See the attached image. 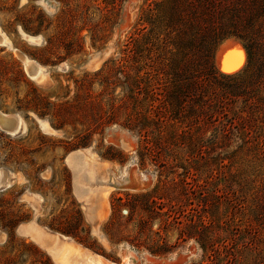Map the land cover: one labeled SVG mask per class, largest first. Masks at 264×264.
Masks as SVG:
<instances>
[{
  "label": "rangeland",
  "instance_id": "obj_1",
  "mask_svg": "<svg viewBox=\"0 0 264 264\" xmlns=\"http://www.w3.org/2000/svg\"><path fill=\"white\" fill-rule=\"evenodd\" d=\"M187 1L198 9V0H0L9 40L0 45V111L27 116L22 134L0 129V167H19L48 194L50 224L96 247L67 195L63 166L65 153L93 147L110 165L101 178L110 202L105 234L117 250L103 251L110 261L264 264V117H169L186 100L187 71L209 53L219 73L228 74L225 58L242 60L230 73L247 62L227 15L221 31L206 22L187 32L179 21ZM20 52L47 70L41 83ZM49 166L57 180L36 179ZM9 191L0 190V230L8 232L0 264H57L15 232L20 217L32 216Z\"/></svg>",
  "mask_w": 264,
  "mask_h": 264
},
{
  "label": "trees",
  "instance_id": "obj_2",
  "mask_svg": "<svg viewBox=\"0 0 264 264\" xmlns=\"http://www.w3.org/2000/svg\"><path fill=\"white\" fill-rule=\"evenodd\" d=\"M185 5L179 21L187 27V32H197L198 26L206 22L221 31L226 26L223 19L227 15L232 34H239L244 43L247 62L238 72L219 73L213 67L212 52L209 53L198 62L197 69L187 71L183 82L186 100L177 107L175 116L170 113L169 117H189L191 113L194 117H218L231 111L230 117H240L242 121L245 119L241 117H259L258 114L264 117V0H198V9L188 1ZM159 113L161 110H155L156 115ZM246 125L241 127L250 131L256 128L254 123ZM230 126L241 128L233 123Z\"/></svg>",
  "mask_w": 264,
  "mask_h": 264
},
{
  "label": "crops",
  "instance_id": "obj_3",
  "mask_svg": "<svg viewBox=\"0 0 264 264\" xmlns=\"http://www.w3.org/2000/svg\"><path fill=\"white\" fill-rule=\"evenodd\" d=\"M20 53L27 57L25 53ZM98 60V65H101V59L99 57ZM95 61H92V65ZM42 68L43 74L46 76L47 70L44 67ZM0 113L5 116L15 115L19 120L21 119V123H18L19 125L12 119L9 122H11L10 124L15 123L16 127L18 126V129H16L18 134L24 133V130H26V123L22 117H27L26 115L20 113H9L6 115L2 110ZM21 124L22 126H20ZM4 132L6 134L9 133L8 131ZM114 137H116V135H114ZM117 138L125 142V140L129 139V136L124 133H119ZM107 162L106 159L101 158L93 150V147H82L69 151L64 155L63 166L68 169L71 176L67 195L70 196V200L76 205L82 226L87 230L88 235L96 242V247L86 245L80 240L77 234L68 232L62 227L50 224L52 221L50 222L47 220L51 215L48 213L50 208L48 204V194L41 188L33 187L32 180L23 174L19 167H0L7 172L9 171V173H5V175L7 174L5 178L10 182L9 186L0 190L2 192L10 190L9 193L14 195V201L22 204L24 208L28 207V212L32 216H23L18 219L15 227V232L18 236L33 244V240L37 241L40 235L43 236V247L46 249L44 251L46 255L51 258L53 255L56 256V252H59V250L61 251L66 244L74 243L85 250L87 254L91 253L95 257H103V259L111 264H122L119 261L112 262L102 255L103 251L116 250V245L111 243L106 237L104 229L110 215L109 198L105 194V190L102 189L101 183L102 174L106 172L107 166H110ZM36 179L40 180V182L57 180L54 167L49 166L41 169ZM28 199L30 202H27ZM4 234L7 235L8 238V232L5 233L3 230H0V237Z\"/></svg>",
  "mask_w": 264,
  "mask_h": 264
},
{
  "label": "bare ground",
  "instance_id": "obj_4",
  "mask_svg": "<svg viewBox=\"0 0 264 264\" xmlns=\"http://www.w3.org/2000/svg\"><path fill=\"white\" fill-rule=\"evenodd\" d=\"M27 40H29L30 42H33L36 39L34 37L28 36ZM6 44H9V40L6 37V35L0 31V45H6ZM22 61L25 65V71L27 72L29 77L31 79L41 83L43 80V77H44L43 68L41 66H39L38 64H36L35 62L29 60L24 55L22 56ZM95 62L93 64V67H96L98 65ZM241 64H242V60H240V59L225 58V59H223V61H221L220 67H221L222 71L230 73V72L238 69L241 66ZM15 122H17L16 124H18L19 122L21 123V119L19 120V118L17 117ZM2 123H3L2 114H0V129H2V127H3ZM45 123L41 122L42 128L44 130H49L48 126L46 125L47 123L46 124ZM20 126H22V124ZM17 127H16V129H18ZM24 128H25V126H24ZM16 129L12 130L9 133L10 134L17 133L18 131ZM5 173H9V171L7 172L5 169L0 168V183L2 182V179H4L6 177L7 174L5 175ZM8 177H11V176H8ZM9 184H10V182L6 180L3 187L9 186ZM37 241H39L40 244L43 246V244H44L43 236L40 235L38 237ZM65 248H66L65 250L61 249V251L59 250V252H56L55 261L57 264H74V261H76V258H80V257L83 258L84 260H86L85 264H89V263L111 264L107 260L103 259V257L102 258L101 257H95L93 255L90 256L89 254H86L85 250H83L82 248H80L79 246H77L74 243H69L67 246H65ZM58 254H60V256H58ZM147 262H148V264H174L175 263L173 261H168V260L155 261V260H152L149 258H148ZM129 264H135V263L130 261Z\"/></svg>",
  "mask_w": 264,
  "mask_h": 264
},
{
  "label": "water",
  "instance_id": "obj_5",
  "mask_svg": "<svg viewBox=\"0 0 264 264\" xmlns=\"http://www.w3.org/2000/svg\"><path fill=\"white\" fill-rule=\"evenodd\" d=\"M16 118L17 117L15 115H7V116L2 115V120H3V123H2L3 127H2V129L4 131H8V132H11L12 130H15L16 129V127H15L16 125L15 124H10L9 121L11 119L14 120V121H16Z\"/></svg>",
  "mask_w": 264,
  "mask_h": 264
}]
</instances>
